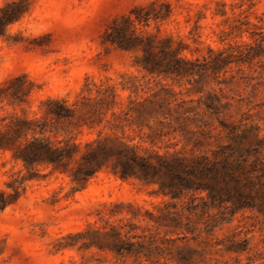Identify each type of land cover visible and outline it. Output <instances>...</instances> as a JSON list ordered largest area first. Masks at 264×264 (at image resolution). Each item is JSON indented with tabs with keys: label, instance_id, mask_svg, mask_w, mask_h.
I'll use <instances>...</instances> for the list:
<instances>
[{
	"label": "clouds",
	"instance_id": "obj_1",
	"mask_svg": "<svg viewBox=\"0 0 264 264\" xmlns=\"http://www.w3.org/2000/svg\"><path fill=\"white\" fill-rule=\"evenodd\" d=\"M22 2L24 10L0 32V88L21 76L34 87L24 104L7 100L0 103V134L17 119L40 121L49 104L70 113L64 119L75 126L85 97L92 99L83 90V77L90 68L102 62L105 71L122 76L142 59L143 51L133 55L134 50L125 52L111 41L100 40V36L111 34L109 25L131 21L137 13L145 16L142 9L151 8L159 14L147 15L144 23L137 21V27L152 37L169 41L171 51L179 48L177 59H191L188 53L193 49L207 55L211 48L216 55L249 44L250 31L230 33L223 23L225 19L247 18L252 31L264 33V0H230L232 8L225 9L227 16L223 18L212 0H0V20L5 9ZM162 10L168 11L164 14ZM90 53L101 57V61L90 64ZM208 71L211 75L212 70ZM220 83L219 76H214L205 93L218 92ZM253 88L264 93V74L252 82L249 93ZM257 93L249 98L252 106L264 105V96ZM241 98L236 94L237 100ZM59 135L70 139L74 133ZM26 139L32 141L33 134L30 132ZM33 172L35 178L31 182L16 184L27 191L14 203L0 206V239L6 240L0 264H69L70 260L72 264H166L164 254L139 245L131 251L96 247L86 252L57 250L54 241L60 236L83 231L85 224L98 226L100 217L96 213L102 214V206L113 202L108 200L109 192L114 193L113 200L122 194L115 191L119 185L106 174L96 175L87 191L72 192L75 185L51 163L33 166ZM27 175L24 162L12 150L0 149V195L13 194L10 185ZM54 195L60 203L50 207L45 201ZM250 217L221 225L214 242L200 254L198 264H264V210L253 212ZM103 220L112 225L127 224L131 217L103 215ZM221 240L225 245L215 242ZM241 243L244 248L233 247ZM21 255L26 259H20Z\"/></svg>",
	"mask_w": 264,
	"mask_h": 264
},
{
	"label": "trees",
	"instance_id": "obj_2",
	"mask_svg": "<svg viewBox=\"0 0 264 264\" xmlns=\"http://www.w3.org/2000/svg\"><path fill=\"white\" fill-rule=\"evenodd\" d=\"M24 6L22 2L10 5L4 10L0 20V32L6 23L11 22L24 10ZM141 11L145 12V16L137 13L131 21L121 20L114 27L110 25L111 34L104 35L103 43L111 41L112 45H118L119 49L124 51H143L144 55L137 65L149 76L175 81L188 80L192 84L214 76L221 79L235 68L243 76L246 74V67L260 76L264 74V33L258 29L252 31L247 18L235 19L230 33L238 35L250 31L252 42L249 44L230 48L216 55H213L214 50L210 48L208 56L202 59H177L179 48L173 52L169 48V41L152 37L137 27V21L144 23L147 15L159 13L151 8ZM217 14L226 16L227 12L223 10ZM208 70H212L211 75ZM157 86L167 91V95L171 94V90H168L163 82H159ZM33 87L31 82L21 76L0 88V103L7 100L15 105L24 104ZM97 88L95 107L87 114L81 110L75 126L72 121L64 119L70 113L49 104L40 121L17 119L0 134V149L12 150L16 158L24 162L28 173L20 181L10 185L14 189L13 194L7 197L0 195V206L14 203L26 192V189L17 188L16 184L31 182L35 178L33 166L41 167L49 163L55 170L68 175L74 182L83 186L105 169L111 170L123 180L139 178L147 183L160 182L161 191L170 197V201L156 205L154 211L146 210L143 215L142 208L129 204L133 212L127 224L112 225L106 222L101 228L89 230L94 237L85 246L98 245L102 249L128 251L136 245L150 247L155 253L165 255L166 264L192 262L194 253L186 247H180L178 243L188 240L189 235L196 239L199 222L203 221L208 233L214 236L217 228L231 222V219L226 217L227 214L235 217L238 213L246 211L264 210V138L260 137L261 130L257 127L256 142L248 148L241 147L248 138L249 130L247 125L238 126L226 119L227 111L232 105L223 102L225 96L211 94L206 103V111L212 113L220 123L217 140L226 138L228 144L219 145L211 156L204 154L188 158L178 153L161 155L146 151L142 154L140 146L126 142L115 130L123 127L124 122H130L135 110L115 112L119 97L116 86ZM127 89L128 87L123 85V90ZM132 90L136 94L144 92L151 95L136 106L155 105V99L160 97L150 82L135 86ZM174 102L178 109L189 112L185 101H172L168 97L158 105L161 107ZM110 112L111 119H108ZM65 125L75 129L104 125V129L99 132L98 139L85 144L78 143L73 138L55 141V134L60 133L59 127ZM106 129L113 134L104 136ZM30 132L33 134L32 141L26 139ZM186 197H189V201L180 206L179 202ZM142 222L147 224L143 226ZM82 236L78 234V237ZM217 243L224 245L222 242Z\"/></svg>",
	"mask_w": 264,
	"mask_h": 264
},
{
	"label": "rangeland",
	"instance_id": "obj_3",
	"mask_svg": "<svg viewBox=\"0 0 264 264\" xmlns=\"http://www.w3.org/2000/svg\"><path fill=\"white\" fill-rule=\"evenodd\" d=\"M212 2L217 4V13L225 9L231 10L232 8L230 0H212ZM162 11L166 14L168 10ZM219 16L222 18L225 17L222 15ZM238 18L239 17H233L231 20L225 19L223 23L231 30L235 24V19ZM103 37L104 35L100 36L102 43ZM249 40L252 42L250 36ZM90 55L93 54L90 53ZM133 55H135V52H133ZM188 56L191 57V59H202L203 57L208 56V54L203 55L200 49H193L192 51H189ZM139 60L140 59L135 62V66L128 69L126 75L122 76H115L105 71L106 65L102 62L97 63L94 67L90 68L89 73H86L83 77V90L89 92L92 99L89 100L85 97V103L82 110L83 113L87 114L95 107L97 102L95 100L97 96V87L103 86V88H108L116 86L119 97L117 98L118 105L114 108V111L121 113L134 109L135 112L130 122H124L122 124L123 127L115 130V133L124 137V140L130 145L140 146L142 154L148 151L149 153H159L161 155L178 153L181 156L188 158L204 154L211 156L212 152L217 150L219 145L228 144L226 138L221 141L217 140L220 132V123L212 113L206 111V103L211 94H217L228 98H225L223 102L230 103L232 107L227 111L226 119L238 126L247 125V129L249 130L248 138L243 144H241V147L248 148L251 144L256 142L257 137L255 132L257 127L261 130L260 137L264 138V105L255 104L252 106L249 100L253 93H257V89L255 88L252 89L251 93L248 91L252 82L260 78L259 73L256 71L250 70L246 67V74L243 76L238 69L235 68L233 71H230L225 76L221 77L220 80L222 84L218 85V92L213 90L205 93V88L209 87V81H211L212 78H205L199 83L192 82V84L189 83L188 80L175 81L172 79H158L149 76L147 72L139 68L137 65ZM94 61H101V57L93 55V60H90L89 63L92 64ZM147 82L151 83L155 88V92H159L160 97L155 99V105L147 104L144 107L141 105L136 106V104L143 102L146 97H150L151 95H147L144 92L136 94L132 89L140 84L145 85ZM159 82H163L166 88L171 90V94L167 95V91H163L161 86H157ZM123 85L127 86L128 89L123 90ZM236 94L241 95L242 98L237 100ZM257 94L264 96V93ZM229 96H231V99H229ZM166 97L172 101H185V107L189 109V112L178 109L175 102L160 107L158 103L163 102V99ZM111 114V112L108 114V119H111ZM59 129L60 133H74L72 138L78 143L85 144L98 139L99 132L104 129V125L95 128L84 126L82 129L69 128L65 125L59 127ZM106 134L112 135L113 133L106 129L104 130L103 135L105 136ZM64 139L63 136L55 134V141H61ZM239 145L240 144H237V146ZM25 171L27 172L26 169ZM99 174L111 176V178L117 182L119 187H117L115 191L120 192L122 194L121 197L118 200H113L114 193L109 192L108 200L113 202L102 206V214L99 211L96 213L97 216L100 217L98 226L85 224L83 231H76L68 235L60 236L59 239L54 241V247L57 250H76L78 252H86L92 247L103 250L98 245H93L92 247L85 246L90 243L94 237L92 232L89 233V230L98 229L105 225L106 221L103 220V215L113 218L118 216L132 217L133 209L129 207V204L134 205L135 208H142L143 215L146 210L154 211L156 205H162V203L170 201V197L165 196L161 191L160 182L147 183L139 178L123 180L114 175L109 169H105ZM69 180L75 185L72 192L87 191L92 181L91 180L86 186H83L82 184L74 182L71 177H69ZM203 195L205 194H202V196ZM67 198L68 197H65V199ZM188 201L189 197H186L182 202H179V205L182 206ZM45 203L49 204L50 207H55L60 201L54 195L52 200L45 201ZM215 212L216 210L213 211V213ZM251 213H253V211L238 213L235 217H231L230 214H227L226 217L231 219V222H242L245 218H251ZM141 224L145 226L147 223L142 222ZM226 224L229 223H224L223 225ZM197 228L198 230L195 235L196 239L193 238V235H189L188 240L178 243L180 247H186L194 253L193 260L189 264H198L200 254H202L204 248L209 243L214 242V237L216 235V232L214 236H211L208 233L203 221L199 222ZM78 234H82L83 236L78 237ZM215 242H222L225 245V241L222 240ZM78 244L79 248H77ZM5 245L6 240L0 239V253L4 251ZM244 246L245 245L241 243L238 246L233 247L242 249ZM20 259L24 260L26 258L21 255ZM69 264H72L71 260L69 261Z\"/></svg>",
	"mask_w": 264,
	"mask_h": 264
}]
</instances>
